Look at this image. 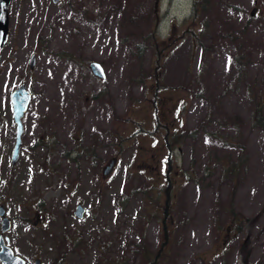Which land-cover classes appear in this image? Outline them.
I'll use <instances>...</instances> for the list:
<instances>
[{
    "label": "rangeland",
    "instance_id": "rangeland-1",
    "mask_svg": "<svg viewBox=\"0 0 264 264\" xmlns=\"http://www.w3.org/2000/svg\"><path fill=\"white\" fill-rule=\"evenodd\" d=\"M211 2L193 19L194 0H12L0 110L33 92L0 177L16 253L264 264V0Z\"/></svg>",
    "mask_w": 264,
    "mask_h": 264
},
{
    "label": "water",
    "instance_id": "water-1",
    "mask_svg": "<svg viewBox=\"0 0 264 264\" xmlns=\"http://www.w3.org/2000/svg\"><path fill=\"white\" fill-rule=\"evenodd\" d=\"M55 3L60 2L61 0H53ZM10 0H0V53L2 52L3 48L5 47L9 33H10V12H9ZM36 61V54H33L30 59V67H34ZM91 69L93 73L100 77L105 78L106 72L104 67L99 62H92ZM31 100V93L27 90L26 85L22 84L18 89H16L12 94V103L14 106V116L17 122V143L16 149L14 153L13 160L16 162L19 159L20 151L22 148V135L24 130V124L22 121L23 116L25 115L28 105ZM116 165V159H112L104 169V174L108 175L111 170ZM5 208L3 205H0V216H4ZM85 213V208L83 205H77L75 214L78 217H83ZM3 230L6 231L9 229L10 221L9 219L4 216L2 221ZM0 256L4 259L6 264H26L24 258L20 256L14 255V251L9 247H4L3 252L0 253Z\"/></svg>",
    "mask_w": 264,
    "mask_h": 264
},
{
    "label": "flooded vegetation",
    "instance_id": "flooded-vegetation-1",
    "mask_svg": "<svg viewBox=\"0 0 264 264\" xmlns=\"http://www.w3.org/2000/svg\"><path fill=\"white\" fill-rule=\"evenodd\" d=\"M12 0H10V6H11ZM9 6V9H10ZM10 39V33H9V37H8V41ZM8 41L6 43V45L8 44ZM5 45V47H6ZM5 47L3 48L2 52L0 53V57L3 54V51L5 49ZM32 68V67H31ZM3 72L0 73V81L3 78ZM22 84L26 85L27 90L31 93V100L33 97V92L32 90L28 87L27 83L25 82H19L17 85V87L12 91L11 93V102L9 103V107L7 109V111H1L0 110V177L3 174H6L7 172H12L13 170H16L17 166L20 165V158H21V152L23 150L24 147V134H25V123H24V119L26 116H23L22 121L24 124V130H23V135H22V148L20 151V156L19 159L14 162L13 157H14V153H15V149H16V143H17V122L15 120V116H14V106L12 103V94L13 92L18 89ZM30 100V102H31ZM30 105V103H29ZM28 105V107H29ZM28 110V109H27ZM27 112V111H26ZM4 199H0V205H3L5 208V213L4 216H6L9 221H10V226L9 229L4 231L3 230V226H2V221L4 219V216H0V253L3 252L4 247H9L14 251V255L16 256H20L22 258H24V260L26 261V264H44V261L42 259V257H40L39 255L34 254L31 259H27L25 257H23L22 255L18 254L15 252V250L13 249L11 243H10V238H9V232L12 229L13 226V220L10 214V210L8 208V202L7 201H3ZM39 219L36 220V223L38 222ZM0 264H6L4 259L2 258V256H0Z\"/></svg>",
    "mask_w": 264,
    "mask_h": 264
},
{
    "label": "trees",
    "instance_id": "trees-1",
    "mask_svg": "<svg viewBox=\"0 0 264 264\" xmlns=\"http://www.w3.org/2000/svg\"><path fill=\"white\" fill-rule=\"evenodd\" d=\"M211 4L212 2L210 3V0H194L193 19H195L197 16L201 15L204 12H209ZM257 124L264 130V119L263 118L258 120ZM236 213H237L236 211L233 212V214H236ZM235 218L238 219V215H236Z\"/></svg>",
    "mask_w": 264,
    "mask_h": 264
}]
</instances>
